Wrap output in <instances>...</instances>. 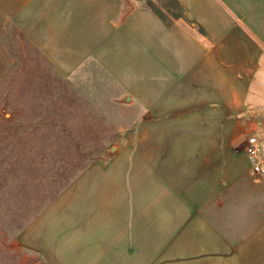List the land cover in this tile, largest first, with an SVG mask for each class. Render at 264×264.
<instances>
[{"label":"crops","instance_id":"obj_1","mask_svg":"<svg viewBox=\"0 0 264 264\" xmlns=\"http://www.w3.org/2000/svg\"><path fill=\"white\" fill-rule=\"evenodd\" d=\"M194 5L205 35L148 6L122 13L123 0H0V29L11 24L64 76L106 72L142 110L113 155L20 233L46 264H264V213L253 212L264 178L237 148L264 43L247 10Z\"/></svg>","mask_w":264,"mask_h":264},{"label":"rangeland","instance_id":"obj_2","mask_svg":"<svg viewBox=\"0 0 264 264\" xmlns=\"http://www.w3.org/2000/svg\"><path fill=\"white\" fill-rule=\"evenodd\" d=\"M189 1L197 8L216 5V0H123L122 13L134 4L148 6L166 24L181 23L205 35L188 15ZM217 1L233 18L247 10L264 43V0ZM258 49L248 104L237 117L242 129L256 134L264 155V44ZM141 114L106 72L64 76L11 24L0 29V264H46L22 243L20 233L85 167L111 157L121 134L134 131ZM241 195L237 213L243 218ZM253 212L264 213V194L254 193Z\"/></svg>","mask_w":264,"mask_h":264},{"label":"built area","instance_id":"obj_3","mask_svg":"<svg viewBox=\"0 0 264 264\" xmlns=\"http://www.w3.org/2000/svg\"><path fill=\"white\" fill-rule=\"evenodd\" d=\"M243 149L251 164L253 174L264 173V158L260 152V142L256 134L248 131L244 134Z\"/></svg>","mask_w":264,"mask_h":264},{"label":"water","instance_id":"obj_4","mask_svg":"<svg viewBox=\"0 0 264 264\" xmlns=\"http://www.w3.org/2000/svg\"><path fill=\"white\" fill-rule=\"evenodd\" d=\"M112 150H113V147H112V148H110V150H109L108 152H110V153H111V152H112Z\"/></svg>","mask_w":264,"mask_h":264}]
</instances>
